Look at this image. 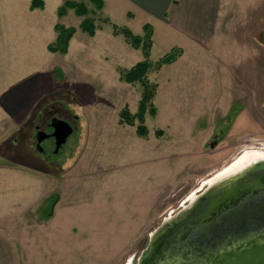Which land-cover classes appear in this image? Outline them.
<instances>
[{
  "label": "rangeland",
  "instance_id": "rangeland-1",
  "mask_svg": "<svg viewBox=\"0 0 264 264\" xmlns=\"http://www.w3.org/2000/svg\"><path fill=\"white\" fill-rule=\"evenodd\" d=\"M31 1L0 0V264H136L209 179L264 155V0H221L214 39L197 44L130 0L99 11L73 0L93 36L72 10L58 16L62 0ZM146 23L152 69L172 49L176 58L146 76L155 113L145 110L141 137L138 119L119 114H138L143 86L120 75L144 58L111 27L141 35ZM56 26L74 29L64 54L48 50ZM51 118L72 133L42 156L34 126Z\"/></svg>",
  "mask_w": 264,
  "mask_h": 264
},
{
  "label": "flooded vegetation",
  "instance_id": "flooded-vegetation-1",
  "mask_svg": "<svg viewBox=\"0 0 264 264\" xmlns=\"http://www.w3.org/2000/svg\"><path fill=\"white\" fill-rule=\"evenodd\" d=\"M52 119L34 126V148L41 155L46 141L52 140L55 144L51 134ZM48 130L51 132L47 133ZM249 181L264 189V171H252L241 183ZM225 192L221 189L205 196L190 223L174 236V241L161 247L150 264H217L219 260L230 259L231 254L263 245L264 193L256 191L254 196L242 194L211 213V204Z\"/></svg>",
  "mask_w": 264,
  "mask_h": 264
},
{
  "label": "trees",
  "instance_id": "trees-1",
  "mask_svg": "<svg viewBox=\"0 0 264 264\" xmlns=\"http://www.w3.org/2000/svg\"><path fill=\"white\" fill-rule=\"evenodd\" d=\"M179 0H172V5H176ZM91 3L95 5V8L99 11L103 7L102 0H90ZM42 0H32L30 3V9H39L42 7ZM72 10L77 17H82L81 28L89 36H93L95 32V26L92 19L85 18L87 14V8L81 2H76L73 0H62V6L58 10V16L61 17L64 10ZM112 35L121 36L124 42L129 45L134 50H140L144 58L143 61L138 62L133 67L126 71H122L120 79L126 83H140L143 86V91L141 95V100L139 102L138 114L135 116H129L127 112L123 111L119 114V123L126 125H133V119H138V126L136 127V133L138 136H145L147 130L143 125V114L147 109L151 115H154L155 110L152 107L151 100L154 97V92L156 89L155 84H149L146 76L150 69H152L151 63L148 62V57L150 50L152 48V28L150 25L145 24L142 27L141 35H133L127 28L117 27L112 25ZM55 31L57 33L55 41L53 44L48 46V50L54 53L64 54L68 47V42L74 34L73 28H64L62 26H56ZM175 49L170 50L165 56L160 58L153 67L152 70L157 71L160 67L172 63L175 61L176 55L174 54ZM160 132H157L159 135Z\"/></svg>",
  "mask_w": 264,
  "mask_h": 264
},
{
  "label": "water",
  "instance_id": "water-1",
  "mask_svg": "<svg viewBox=\"0 0 264 264\" xmlns=\"http://www.w3.org/2000/svg\"><path fill=\"white\" fill-rule=\"evenodd\" d=\"M52 137L55 140V151L65 144L67 138L72 133L71 126L61 120L52 119L51 121ZM263 170L264 164L253 166L247 171L233 178L224 180L214 186H207V189L202 195L197 196L193 204L187 206L174 217H171L162 227L157 229L149 238V242L137 260L136 264H150L153 258L156 257L161 247L166 246L169 242L174 241V236L178 235L183 227H186L197 209L200 208L203 198L209 196L221 189H225V193L219 200L214 201L210 206V212H215L221 205L240 197L242 194L256 195L254 192L262 191V186L255 185V182L241 183L242 180L249 176L254 170ZM239 183V184H237ZM234 185V186H233ZM236 185V186H235ZM208 210L205 212L207 214ZM202 214H200L201 216ZM196 225V223H195ZM230 259H222L217 261V264H264V244L256 248H248L239 251L235 255H229Z\"/></svg>",
  "mask_w": 264,
  "mask_h": 264
},
{
  "label": "crops",
  "instance_id": "crops-1",
  "mask_svg": "<svg viewBox=\"0 0 264 264\" xmlns=\"http://www.w3.org/2000/svg\"><path fill=\"white\" fill-rule=\"evenodd\" d=\"M102 1L104 3V0ZM130 1L132 5L151 18L161 20L165 31L175 35L178 39L196 44L200 41L207 42L214 39L221 0H179L176 5H172V0ZM146 24L150 25V23ZM150 26L153 38L154 28L152 25Z\"/></svg>",
  "mask_w": 264,
  "mask_h": 264
},
{
  "label": "bare ground",
  "instance_id": "bare-ground-1",
  "mask_svg": "<svg viewBox=\"0 0 264 264\" xmlns=\"http://www.w3.org/2000/svg\"><path fill=\"white\" fill-rule=\"evenodd\" d=\"M264 164V155L261 154H247L242 158L240 157L234 164L229 166L225 171L220 172L215 175L213 178L209 179L204 185L214 186L224 180L238 176L239 174L247 171L256 165ZM196 200V197L190 199V205L193 204Z\"/></svg>",
  "mask_w": 264,
  "mask_h": 264
}]
</instances>
